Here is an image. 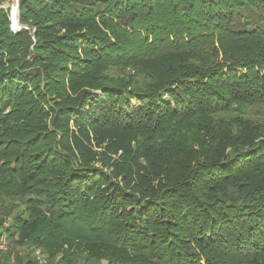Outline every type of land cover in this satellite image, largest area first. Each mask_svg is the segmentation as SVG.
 Instances as JSON below:
<instances>
[{
  "label": "trees",
  "instance_id": "trees-1",
  "mask_svg": "<svg viewBox=\"0 0 264 264\" xmlns=\"http://www.w3.org/2000/svg\"><path fill=\"white\" fill-rule=\"evenodd\" d=\"M19 11L13 32L0 7V244L17 251L0 264H264V0Z\"/></svg>",
  "mask_w": 264,
  "mask_h": 264
},
{
  "label": "rangeland",
  "instance_id": "rangeland-1",
  "mask_svg": "<svg viewBox=\"0 0 264 264\" xmlns=\"http://www.w3.org/2000/svg\"><path fill=\"white\" fill-rule=\"evenodd\" d=\"M0 7H2V8H4V9H10V12H12V9H13V3H12V1L11 0H3V2H2V4H1V2H0ZM11 15V14H10ZM6 247V249H4V250H1V252L4 254L3 256H5V255H9L11 258H10V260H11V262L12 261H14L15 260V255H16V252L17 251H15V250H13L12 248H10L8 245H6L5 246ZM33 251V255H35L34 253H35V250H32ZM18 254L19 255H22V254H24V251H20V250H18ZM7 255V256H8ZM2 255L0 254V257H1ZM8 256V257H9ZM45 259H46V261L48 262V264H58V261H59V258H58V261L56 260L55 262H50L49 263V261H48V259H47V256H45ZM12 264H14V263H12ZM76 264H85V262H84V259L83 258H79V260H78V262H76ZM103 264H108L107 262H105V263H103Z\"/></svg>",
  "mask_w": 264,
  "mask_h": 264
},
{
  "label": "built area",
  "instance_id": "built-area-1",
  "mask_svg": "<svg viewBox=\"0 0 264 264\" xmlns=\"http://www.w3.org/2000/svg\"><path fill=\"white\" fill-rule=\"evenodd\" d=\"M12 1V3H13V9H12V12H11V15L10 16H12L13 15V11H14V8H15V5H19V2H20V0H11ZM10 19H11V17H10ZM21 26H20V24H15V23H13L12 22V31L13 32H17V31H20L21 30ZM7 245V243L5 242V241H2V243L0 244V250H4V249H6V246ZM35 255H36V257H37V260L41 263V264H48V262L46 261V259H45V256L39 251V250H36L35 251Z\"/></svg>",
  "mask_w": 264,
  "mask_h": 264
},
{
  "label": "water",
  "instance_id": "water-1",
  "mask_svg": "<svg viewBox=\"0 0 264 264\" xmlns=\"http://www.w3.org/2000/svg\"><path fill=\"white\" fill-rule=\"evenodd\" d=\"M15 9H16V13H13V15L11 16V21L15 24H19V5H15Z\"/></svg>",
  "mask_w": 264,
  "mask_h": 264
}]
</instances>
